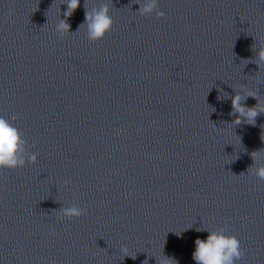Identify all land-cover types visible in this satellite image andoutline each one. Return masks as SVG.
Returning <instances> with one entry per match:
<instances>
[{"label":"clouds","instance_id":"clouds-1","mask_svg":"<svg viewBox=\"0 0 264 264\" xmlns=\"http://www.w3.org/2000/svg\"><path fill=\"white\" fill-rule=\"evenodd\" d=\"M63 3L67 4V10L63 12L65 19H59L56 24V31L60 34L70 32V25L67 22V18L71 17L80 6V0H64ZM137 4L140 5L137 12L141 16H148L153 12H155L157 18H163L165 16V13L159 10L158 0H143L142 3L137 0ZM110 5L113 6L112 0L111 3H101L98 7L89 9L85 2V21L79 26V29L86 26V36L90 41L101 40L112 30L114 21L110 15ZM12 11L11 9L9 10V16H11ZM256 48H258L257 55L251 62L257 64L260 68L264 66V43L258 46L253 45V49ZM248 97L255 98L257 104L253 107L245 106L243 102ZM227 98H229V95L225 93L223 99ZM230 99L232 107L230 115L237 116L233 121L237 126L242 123L254 126L258 115L264 114V104L258 99V94L251 91L242 94L235 90V95L231 96ZM17 118V116H12L11 120L15 121ZM261 139L264 140V136L261 135ZM262 153H264V149L251 152L250 155L253 160V165L247 169V172H251L259 180H264V162L257 163ZM37 159V153L29 154L27 152V141L24 139L19 128L14 126L5 117H0V169L22 168L26 163H36ZM242 174L244 173L242 172L239 175ZM67 183L65 181V184ZM75 199L78 200L79 198L76 197ZM52 211H59L63 218L68 219L79 218L85 215V209L79 207L76 203H73L69 207H62L59 210ZM196 230H206L209 233L206 239L197 238L194 242L195 250L192 253V259L196 264H236L237 261H240L244 257L245 253L241 247L240 240L235 235L227 234L226 228H219L215 231L203 228H197ZM121 252L124 253V258L131 257L132 259H136V255L128 254L126 247H122ZM146 261H144V264ZM172 261L174 260L164 256V260L157 261V264H171Z\"/></svg>","mask_w":264,"mask_h":264}]
</instances>
